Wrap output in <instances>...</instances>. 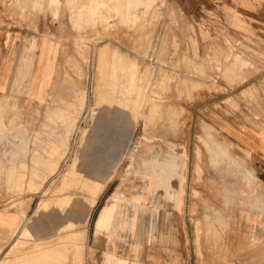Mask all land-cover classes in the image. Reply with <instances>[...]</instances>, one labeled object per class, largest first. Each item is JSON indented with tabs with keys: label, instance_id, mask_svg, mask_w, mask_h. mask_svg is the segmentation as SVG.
Segmentation results:
<instances>
[{
	"label": "rangeland",
	"instance_id": "obj_1",
	"mask_svg": "<svg viewBox=\"0 0 264 264\" xmlns=\"http://www.w3.org/2000/svg\"><path fill=\"white\" fill-rule=\"evenodd\" d=\"M117 1L0 0V66L8 58L0 161L12 163L9 185L34 195L14 239L0 246V264H24L29 247L60 242L71 245L69 260L59 253L45 263L264 264V186L195 100L198 90L245 84L244 67L264 55L232 44L222 55L190 44L180 53L179 38L192 40L197 27L211 40L228 32L196 23L191 0H139L132 20ZM44 72L41 100L34 78ZM35 134L59 149L54 172L37 165ZM92 152L101 176L86 165ZM32 223L39 232L28 236Z\"/></svg>",
	"mask_w": 264,
	"mask_h": 264
},
{
	"label": "crops",
	"instance_id": "obj_2",
	"mask_svg": "<svg viewBox=\"0 0 264 264\" xmlns=\"http://www.w3.org/2000/svg\"><path fill=\"white\" fill-rule=\"evenodd\" d=\"M54 1V0H53ZM57 1V0H55ZM139 0H131L132 8L130 11L124 10L129 4V0L117 1L114 9L120 12L124 18L134 19L137 17V8ZM195 4V13L199 19L196 23H211L218 29H224L228 32L227 36H220L216 39H206L202 37V32L197 27V36L192 40L189 38H179L180 53L186 51L188 45H192V50L196 49L200 54L206 47L211 46L214 54L222 55L225 48L229 45H235L247 48V51L258 52L264 55V0H191ZM135 5H134V4ZM151 1L147 0V7ZM101 5V4H99ZM198 25V24H195ZM250 27V28H249ZM206 33V32H205ZM191 41V42H190ZM47 40H44L41 47V62L47 53ZM237 47V48H239ZM50 49V48H49ZM249 49V50H248ZM252 55V54H249ZM5 56L6 53H5ZM5 62L8 58H4ZM254 64L250 67H244L247 70V80L245 84L229 86L225 85V91L198 90L195 95L196 104H204L203 121L212 124L231 142L233 151L237 156L243 158L251 168L256 188L263 190L264 186V67L263 60L258 56H252ZM0 66V93L7 91L5 83L7 79L6 64ZM5 64V65H4ZM124 67V66H123ZM48 77L46 73L36 74L34 80L40 88L36 94L39 99H43V90ZM134 77L131 76V85ZM247 82V83H246ZM207 103V104H206ZM186 104V105H185ZM184 107L188 110L186 102ZM35 101L24 102L23 108L35 109ZM188 116L187 111L183 115ZM120 120L114 117V121ZM3 120L0 117V126ZM97 138V133L94 140ZM43 138L35 134L32 138L31 153H35L37 165H43L48 172H54L57 168L60 158L59 149L55 147L44 148ZM50 150L49 152H47ZM91 154V153H90ZM97 153L89 155L87 158V167L98 174L103 175L104 171L99 165ZM6 158V157H5ZM44 158L50 160L53 167H47L49 162L44 163ZM21 163V162H20ZM17 164L18 166L20 165ZM12 165L7 159L0 161V246H6L16 236L21 223L24 219L25 212L30 208L27 207L33 203L34 195L30 198L21 193L15 186L9 185L7 170ZM15 164V163H14ZM75 167L70 168L69 172ZM36 193V192H35ZM37 196V194H35ZM30 199V200H29ZM15 202L13 205L11 203ZM46 204V203H45ZM240 237V236H239ZM238 236L234 237L232 246L234 249L239 245ZM241 241V238H239Z\"/></svg>",
	"mask_w": 264,
	"mask_h": 264
},
{
	"label": "bare ground",
	"instance_id": "obj_3",
	"mask_svg": "<svg viewBox=\"0 0 264 264\" xmlns=\"http://www.w3.org/2000/svg\"><path fill=\"white\" fill-rule=\"evenodd\" d=\"M131 4H132V2H131ZM134 4V3H133ZM128 7V6H127ZM129 8V7H128ZM127 8V9H128ZM250 28V27H249ZM104 115H106V114H104ZM119 113L116 111L115 112V114H114V117H118L119 118ZM97 129V128H96ZM96 130H93L90 134H89V140L90 141H93V139L95 138V136H96V132H95ZM169 148V147H168ZM169 150V149H168ZM161 152V151H160ZM167 152V151H166ZM92 154V153H91ZM90 154V155H91ZM152 154V153H151ZM161 154V153H160ZM165 155V154H164ZM152 156V155H151ZM134 157V156H133ZM168 160V159H167ZM170 160V159H169ZM48 161V160H47ZM50 161V160H49ZM88 161V160H87ZM50 163V162H49ZM52 163V162H51ZM148 163V164H147ZM147 163H146V167H148V168H150L151 166H153L152 165V163H150V161H147ZM167 164V163H166ZM148 165V166H147ZM176 165V164H175ZM174 165V166H175ZM51 167H52V165H50ZM49 166V168H51ZM179 165L177 164V167H178ZM48 167V166H47ZM176 167V166H175ZM180 167V166H179ZM75 168V167H74ZM144 168V167H143ZM168 169H169V167H168ZM167 169V170H168ZM178 169V168H177ZM171 170V169H170ZM149 172L150 171H147V176H149V178H150V175H149ZM168 173H169V171H168ZM168 175V174H167ZM151 179V178H150ZM162 181H164L165 182V184H163L164 186L163 187H165L166 188V191H168L169 189V181H170V179H171V177H166V176H163V177H161L160 178ZM147 187V190H145V186L142 188V192H143V196L142 197H145V195L146 194H148L151 190H150V188H151V181L149 180V182H148V186H146ZM175 191V190H174ZM175 198H176V196H174ZM45 206V205H44ZM200 216V215H199ZM37 225V224H36ZM36 225H35V223H32L31 224V226L30 227H28V236H30L29 235V233L30 234H35V233H37V232H39V231H37V227H36ZM29 226V225H28ZM68 226V225H67ZM66 228V227H65ZM43 229V228H42ZM41 230V229H40ZM45 231V230H44ZM25 232V231H24ZM43 232V231H42ZM85 232V231H84ZM41 233V232H40ZM72 233V232H71ZM70 233V234H71ZM34 236V235H33ZM66 236V235H65ZM36 237V236H35ZM71 238H73V237H71ZM62 239V238H61ZM59 241V240H58ZM61 241V240H60ZM37 243V242H36ZM63 243V242H62ZM61 242L60 243H57L56 245H49V246H46V247H43V245H42V247H40L41 246V244L40 245H38V244H34L33 246H31V247H29L24 253H23V255L25 256V262H24V264H40V262H43L42 264H50V263H48V260H47V263H45V260L46 259H48V258H51V259H53L52 257V255H56V254H59V253H64V255L63 256H65V254L66 255H68V254H70L71 253V251H72V248H71V245H69V244H62ZM43 244V243H42ZM45 245V244H44ZM46 245H48V244H46ZM13 250V249H12ZM15 250V249H14ZM13 250V251H14ZM73 252V251H72ZM8 254V253H7ZM9 254H10V251H9ZM62 254H61V256H62ZM24 256H21V258L23 257L24 258ZM72 256V259H73V255H71ZM58 258H59V256H57ZM57 257H54V260H55V258L58 260V258ZM68 257V256H67ZM22 258V259H23ZM68 258H70V257H68ZM68 258H66V256L65 257H63V259H65V261L67 262V259ZM8 259V258H7ZM14 259H16V258H14ZM62 258H61V260H63ZM8 260H11V259H8ZM24 260V259H23ZM69 260V259H68ZM13 261V264L15 263V264H17V263H19V262H17V261H15L14 262V260H12ZM11 261V262H12ZM49 261H50V259H49ZM60 261V260H59ZM5 262H7V261H5ZM5 262H3V263H5ZM60 262H62V261H60ZM64 262V261H63ZM66 262H64L65 264H66ZM69 262V261H68ZM70 262H71V260H70ZM72 262H73V260H72ZM72 262L70 263V264H72ZM20 263H22V262H20ZM56 263V262H55ZM54 263V264H55ZM63 263V264H64ZM7 264H11V263H9V261H8V263ZM56 264H59L58 262L56 263ZM61 264V263H60Z\"/></svg>",
	"mask_w": 264,
	"mask_h": 264
}]
</instances>
